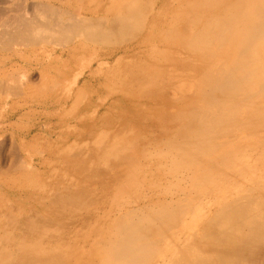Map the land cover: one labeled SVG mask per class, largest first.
Listing matches in <instances>:
<instances>
[{"label": "bare ground", "instance_id": "bare-ground-1", "mask_svg": "<svg viewBox=\"0 0 264 264\" xmlns=\"http://www.w3.org/2000/svg\"><path fill=\"white\" fill-rule=\"evenodd\" d=\"M12 10L0 264H264V0Z\"/></svg>", "mask_w": 264, "mask_h": 264}, {"label": "rangeland", "instance_id": "rangeland-1", "mask_svg": "<svg viewBox=\"0 0 264 264\" xmlns=\"http://www.w3.org/2000/svg\"><path fill=\"white\" fill-rule=\"evenodd\" d=\"M6 1V2H5ZM32 0H0V12L3 14V12H6L5 14H1L2 17H5L7 15H12L14 13V11L12 10L13 7H17L19 5H22L24 3H30ZM20 2V3H19ZM22 2V3H21ZM24 2V3H23ZM16 3V4H15ZM19 3V5L17 4ZM14 4V5H12ZM3 7L9 9V7L11 9L6 10L7 11H3ZM12 10V11H11ZM0 16V18H2ZM43 44L42 43H39L36 44V46H26L25 48L23 46H19V45H14L13 47H23L26 51L30 48H40L42 47ZM1 52V50H0ZM5 55V54H4ZM37 77V73L35 72L32 76L31 79H33L32 81L35 82V78ZM30 79V80H31ZM101 96V95H100ZM0 97H6L7 99L9 100H12V101H16L19 103H22V98L21 96H11V95H7V94H4V93H0ZM20 97V98H19ZM10 103V102H9ZM5 112V108L4 107H1L0 106V125H4L5 123H3L1 121V116H3V113ZM21 118V119H19ZM20 120V121H19ZM31 120L33 121V117H28L27 115H23V116H19L17 120L14 121L13 120H10L12 121V125L11 127H7L4 132L2 133V136H0V170H1V173H5V170H8L10 169V166H11V162H12V159H11V152H12V147L14 146L11 142V134H17L18 131L20 130H23L25 129L26 127H28V124L30 125L31 123ZM3 138V139H2ZM3 140V141H2ZM2 141V142H1ZM47 149L46 147V143L42 140V139H39L37 142H33L31 143V145H29L27 147V153L31 154L34 158L35 157H38L39 154H41L42 152H44L45 150ZM8 167V168H7ZM4 170V171H3ZM3 171V172H2ZM7 172V171H6ZM135 188V187H134ZM139 189V188H138ZM141 189V188H140Z\"/></svg>", "mask_w": 264, "mask_h": 264}]
</instances>
